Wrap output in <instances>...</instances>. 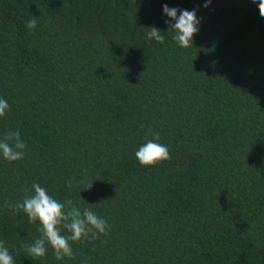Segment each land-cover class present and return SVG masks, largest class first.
I'll return each mask as SVG.
<instances>
[{"label": "trees", "instance_id": "1", "mask_svg": "<svg viewBox=\"0 0 264 264\" xmlns=\"http://www.w3.org/2000/svg\"><path fill=\"white\" fill-rule=\"evenodd\" d=\"M205 3L0 0V139L18 129L26 144L0 158V242L16 264H61L47 244L27 251L39 222L7 206L34 182L109 225L70 241L63 264H264V16L258 0ZM164 4L196 9L192 45L171 38ZM154 132L169 158L141 166Z\"/></svg>", "mask_w": 264, "mask_h": 264}, {"label": "clouds", "instance_id": "2", "mask_svg": "<svg viewBox=\"0 0 264 264\" xmlns=\"http://www.w3.org/2000/svg\"><path fill=\"white\" fill-rule=\"evenodd\" d=\"M211 3L206 0L205 7ZM258 7L261 16H264V4L258 0ZM162 12L167 17L165 24L172 33V39L179 47L192 45L193 35L199 31V18L196 9L185 10L177 7L162 5ZM26 27L34 30L37 27L35 18L26 21ZM147 33L148 39L163 44L165 36L156 27H151ZM10 110L6 99L0 97V117H3ZM26 144L21 139L18 129L9 130L0 139V158L13 162L22 159L25 154ZM135 158L141 166H151L158 161L169 158L168 146L161 141L158 132L152 133V138L138 146L134 153ZM69 188L71 184L67 185ZM91 187V183L86 185ZM13 213L22 209L30 222H39L38 231L40 236L28 245L27 251L33 257H43L47 252L46 244L51 246L56 260L63 264L65 258L72 259L74 256L70 241H78L87 238L89 233L95 238L98 234H106L108 223L103 217L85 208L81 209L72 200L63 202L48 194L46 188L34 182L31 185V195H27L22 201L7 205ZM61 226L70 235L61 234ZM0 264H16L13 254L9 248L0 242Z\"/></svg>", "mask_w": 264, "mask_h": 264}]
</instances>
